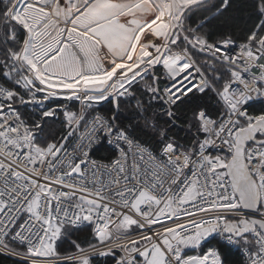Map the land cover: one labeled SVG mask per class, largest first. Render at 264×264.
<instances>
[{
  "label": "snow or ice",
  "instance_id": "obj_1",
  "mask_svg": "<svg viewBox=\"0 0 264 264\" xmlns=\"http://www.w3.org/2000/svg\"><path fill=\"white\" fill-rule=\"evenodd\" d=\"M0 256L264 264V0H0Z\"/></svg>",
  "mask_w": 264,
  "mask_h": 264
},
{
  "label": "trees",
  "instance_id": "obj_2",
  "mask_svg": "<svg viewBox=\"0 0 264 264\" xmlns=\"http://www.w3.org/2000/svg\"><path fill=\"white\" fill-rule=\"evenodd\" d=\"M257 107H259V105H257ZM0 264H12V260L6 256H0Z\"/></svg>",
  "mask_w": 264,
  "mask_h": 264
}]
</instances>
